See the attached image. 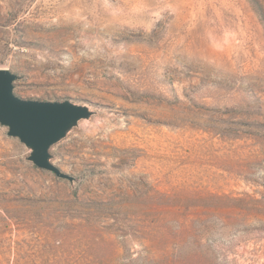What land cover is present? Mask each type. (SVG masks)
<instances>
[{
	"label": "rangeland",
	"instance_id": "374dc122",
	"mask_svg": "<svg viewBox=\"0 0 264 264\" xmlns=\"http://www.w3.org/2000/svg\"><path fill=\"white\" fill-rule=\"evenodd\" d=\"M0 69L91 113L0 125V264H264V0H0Z\"/></svg>",
	"mask_w": 264,
	"mask_h": 264
},
{
	"label": "water",
	"instance_id": "95a60500",
	"mask_svg": "<svg viewBox=\"0 0 264 264\" xmlns=\"http://www.w3.org/2000/svg\"><path fill=\"white\" fill-rule=\"evenodd\" d=\"M16 75L0 69V125L31 152L28 160L38 169L69 179L50 162L49 149L82 119L91 115L85 106L63 101L25 100L12 92Z\"/></svg>",
	"mask_w": 264,
	"mask_h": 264
},
{
	"label": "bare ground",
	"instance_id": "6f19581e",
	"mask_svg": "<svg viewBox=\"0 0 264 264\" xmlns=\"http://www.w3.org/2000/svg\"><path fill=\"white\" fill-rule=\"evenodd\" d=\"M105 19H107V18H105ZM108 20V19H107ZM94 26H95V24H94ZM108 26H109V24H108ZM93 27V23L92 24H89L88 26H87V28H92Z\"/></svg>",
	"mask_w": 264,
	"mask_h": 264
}]
</instances>
